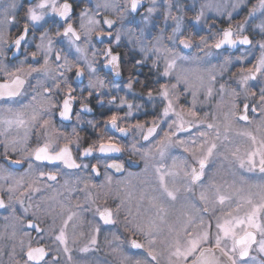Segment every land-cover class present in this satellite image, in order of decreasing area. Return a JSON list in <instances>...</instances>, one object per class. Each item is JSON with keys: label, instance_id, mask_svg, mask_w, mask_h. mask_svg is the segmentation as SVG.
<instances>
[{"label": "clouds", "instance_id": "obj_1", "mask_svg": "<svg viewBox=\"0 0 264 264\" xmlns=\"http://www.w3.org/2000/svg\"><path fill=\"white\" fill-rule=\"evenodd\" d=\"M0 264H264V0H0Z\"/></svg>", "mask_w": 264, "mask_h": 264}]
</instances>
